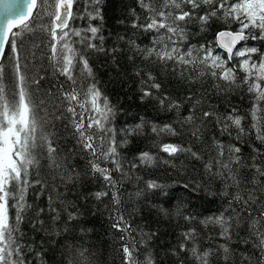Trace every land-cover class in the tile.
<instances>
[{
  "label": "snow or ice",
  "instance_id": "obj_1",
  "mask_svg": "<svg viewBox=\"0 0 264 264\" xmlns=\"http://www.w3.org/2000/svg\"><path fill=\"white\" fill-rule=\"evenodd\" d=\"M77 4L78 0H16L0 28V264H30L26 250L31 245L24 243L20 228L25 211L33 209V205L26 203L25 193L34 188L40 195L48 187H55L47 185L44 179L31 178L40 153H46L48 167L62 183L75 184L88 176L104 182V190L93 196L101 203L109 197L105 204L109 227L121 234L120 264H156L148 248L157 234L134 223L121 191L123 184L131 180L132 170L138 167L136 160L140 164H151L154 160L149 152L139 153L135 160L123 158L121 152L129 143L128 137L147 122L121 128L119 132L114 127L117 109L100 89L89 59L92 52L106 55L109 52L103 46L102 27L92 23L99 20L102 24L104 0H85L83 12L74 10ZM136 4L140 12L132 9L131 27L148 34L150 44L141 48L134 39L120 37L126 40L133 63L139 58L158 67L180 66L181 75L191 66L201 76L224 81L230 88L240 87L250 101L244 115L236 108L220 113L205 108L204 98L190 95L186 97L185 114L178 115V119L190 126L195 140L204 141L209 159L202 166L209 181L218 180L223 186L220 194L228 198L224 210L203 223L219 225L221 238L231 242L233 229L238 230L243 222L245 235H238V243L245 245L241 251L247 254L239 256L240 264H264V47L248 43L264 44V0H136ZM214 18L228 25L226 30L216 33L215 46L191 44L187 39L189 24L198 23L203 32ZM76 19L88 21L87 26L73 27L70 22ZM216 48L223 49L226 56L217 54ZM110 51L114 56L117 49ZM5 60L8 67L4 66ZM136 75L141 79V101L155 99L162 108L179 113L184 102L174 101L167 94L159 95L163 84L150 68H139ZM49 103L54 108L59 105L58 111L41 116ZM49 118L59 120L75 143L63 150L58 148L55 138L44 127ZM245 120L249 121L247 125L243 123ZM210 124L230 140L225 142L215 136L209 140L204 132ZM151 131L157 135H178L171 124L153 126ZM245 137V143L251 147L247 156L239 146ZM158 147L169 157L187 153L193 160L202 159L201 153L192 147L171 143ZM74 157L87 161L83 174L75 163H69ZM166 187L155 181L147 182V189L155 195L174 197L175 193L168 192ZM182 187L190 192L203 191L209 197L217 194L208 184L184 183ZM141 192L137 189L134 194L139 197ZM52 199L49 195V200ZM34 211L39 218L45 210ZM49 211L55 213L49 217L51 220L61 221L72 229L77 227L79 213L75 210L69 211L66 220L52 204ZM160 211L167 214L163 208ZM38 223L45 225L43 219H38ZM32 226L36 230V224ZM194 240V230L183 233L174 254H187L189 245L185 242ZM219 247L226 264L229 258L237 256L236 250L227 244ZM190 251L194 264H209L210 251H200L195 246ZM31 254L41 255L37 251Z\"/></svg>",
  "mask_w": 264,
  "mask_h": 264
},
{
  "label": "trees",
  "instance_id": "obj_2",
  "mask_svg": "<svg viewBox=\"0 0 264 264\" xmlns=\"http://www.w3.org/2000/svg\"><path fill=\"white\" fill-rule=\"evenodd\" d=\"M84 8L85 0H78V4L74 5V10L77 12H83ZM133 8L140 12L136 0H104L102 24L99 20L92 23L102 27V34L105 36L103 46L109 52L107 55L103 52H92L89 55L100 89L117 109V115L113 120L117 131L125 127L134 128L137 124L147 122L134 135L128 137L129 143L121 149L123 158L127 160H135L141 152H149L154 157L151 164H140L136 160L138 167L132 170L131 180L126 181L121 188L131 219L146 231L157 234L151 241V247L148 248L156 264H194V257L190 251L192 246L200 251H210L209 264H226L222 249L219 247L221 244H227L237 253L235 258H229L227 264H232L233 259L235 264H240L239 256L247 254L241 251L245 245L238 243V235H245V225L241 222L238 230L233 229V239L229 242L219 235L221 231L219 225L203 223L208 217L219 215L226 207L228 198L220 194L223 186L218 180L209 181L206 170L202 166L209 159V151L204 141L195 140L190 134L192 130L190 126L183 124L178 119V115L185 114L184 109L188 103L186 97L190 95L204 98L205 108L215 109L220 113L236 108L239 114L244 115L248 111L250 101L245 98V93L240 87L230 88L224 81H216L207 75L201 76L191 66L181 75L180 66L158 67L148 65L139 58L133 63L129 59L131 53L128 51L126 40H121L120 37L134 39L141 48L150 44L148 34L137 32L131 27L134 19L131 15ZM70 23L73 27L80 28L86 27L88 21L76 19ZM227 27L228 25L222 19L214 18L206 30L201 32L200 25L191 22L188 26L187 39L193 45L207 44L214 47L216 33L226 30ZM248 43L257 45L261 42L249 41ZM113 48L117 49L114 56L110 51ZM215 51L220 52L217 48ZM223 57H225L224 54ZM4 66H9L8 60L4 61ZM139 68H150L153 75L159 78V82L163 84L159 95L167 94L174 101L184 102L179 113L176 110L162 108L155 99L146 98L141 101V79L136 75ZM43 83L46 90L48 82ZM67 86L70 87V85ZM58 109L59 105L54 108L53 104L49 103L47 109L41 112V116H45L48 112L54 114ZM197 115H199L198 111ZM243 123L247 125L249 121L245 120ZM164 124H171L178 135H157L151 131L153 126L159 127ZM44 127L55 138V144L61 150L75 143L67 135L59 120L52 121L49 118ZM233 133H235L234 129ZM204 135L209 140L214 136L225 142L230 140L227 134H222L219 128L211 124L205 129ZM245 140L247 137L239 142V146L242 147L243 154L247 156L251 153V147L245 143ZM232 142L236 141L233 139ZM161 143L192 147L201 153L202 159L193 160L187 153H181L177 158L169 157L166 153L159 151L158 146ZM253 143H255L254 140ZM256 146L262 147L259 144ZM39 155V164L31 170V178L44 179L47 185L54 184L55 187H48L40 195H37L34 188H29L25 193V201L33 205V209L25 211L26 218L20 228L25 237L24 243L31 245L26 250L30 264L33 261L35 264H70V262L120 264L121 241L118 237L121 234L109 227L108 210L105 208L109 197H105L104 202L101 203L93 196V193L104 190V182L88 176L83 181L78 179L75 184L62 183L59 176L48 167L46 153ZM165 161H171V163ZM69 163H75L81 174L88 167L87 161L81 158L74 157ZM127 167L126 164L125 168ZM245 174L250 175L247 170ZM148 181L166 185V190L175 193V196L155 195L152 190L147 189ZM184 183H189L190 186L208 184L217 194L209 197L203 191L190 192L182 187ZM137 189L142 190L139 197L134 194ZM49 195L53 198L51 201ZM49 204L57 207L65 220L69 211L78 212L77 227L72 229L70 225L61 221L51 220L49 217L55 213H50ZM39 208H44L45 211L36 218L34 209ZM162 208L167 214L160 211ZM185 216H192L194 219L186 220ZM38 219H43L45 225L41 226ZM33 224H36V230L33 229ZM81 228L84 230L81 231ZM189 230L195 231V240L185 242L189 245L188 253L174 254V249L182 240V234ZM34 251L41 255H32Z\"/></svg>",
  "mask_w": 264,
  "mask_h": 264
},
{
  "label": "water",
  "instance_id": "obj_3",
  "mask_svg": "<svg viewBox=\"0 0 264 264\" xmlns=\"http://www.w3.org/2000/svg\"><path fill=\"white\" fill-rule=\"evenodd\" d=\"M15 3L16 0H0V28L5 25L8 10L13 7ZM217 49L226 56V53L223 51V49Z\"/></svg>",
  "mask_w": 264,
  "mask_h": 264
},
{
  "label": "rangeland",
  "instance_id": "obj_4",
  "mask_svg": "<svg viewBox=\"0 0 264 264\" xmlns=\"http://www.w3.org/2000/svg\"><path fill=\"white\" fill-rule=\"evenodd\" d=\"M263 46H264V44H262ZM262 45H261V43H257V45L256 46H258V47H262ZM217 54H220L222 57H223V53H221V52H218Z\"/></svg>",
  "mask_w": 264,
  "mask_h": 264
}]
</instances>
